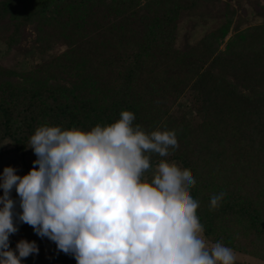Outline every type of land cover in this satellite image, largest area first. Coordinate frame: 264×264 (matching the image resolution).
<instances>
[{
  "label": "trees",
  "instance_id": "obj_1",
  "mask_svg": "<svg viewBox=\"0 0 264 264\" xmlns=\"http://www.w3.org/2000/svg\"><path fill=\"white\" fill-rule=\"evenodd\" d=\"M195 1L1 0L0 21L12 27L7 52L23 42L21 29L32 22L43 31L40 53L57 44L64 51L33 70L0 65V173L11 166L25 175L22 160L34 154L29 138L37 127L88 131L128 110L145 132L175 131L178 147L165 157L150 154L147 172L160 160L190 172L206 243L219 241L264 261V24L227 38L234 15L227 4L225 21L180 54L174 21ZM85 19L95 23L87 32L80 28ZM221 191L226 195L211 208L210 197ZM11 197L18 231L9 236V247L15 250L25 239L39 249L21 264H77L71 253L19 222L15 188Z\"/></svg>",
  "mask_w": 264,
  "mask_h": 264
},
{
  "label": "clouds",
  "instance_id": "obj_2",
  "mask_svg": "<svg viewBox=\"0 0 264 264\" xmlns=\"http://www.w3.org/2000/svg\"><path fill=\"white\" fill-rule=\"evenodd\" d=\"M134 120L123 110L115 122L88 131L35 129L29 138L34 167L23 176L11 166L0 173V264H21L39 251L25 239L9 247L18 231L13 188L19 222L77 264H235L231 248L206 243L188 170L160 160L145 178L150 154L165 157L178 147L175 131L145 132ZM225 195H212L210 207Z\"/></svg>",
  "mask_w": 264,
  "mask_h": 264
},
{
  "label": "rangeland",
  "instance_id": "obj_3",
  "mask_svg": "<svg viewBox=\"0 0 264 264\" xmlns=\"http://www.w3.org/2000/svg\"><path fill=\"white\" fill-rule=\"evenodd\" d=\"M193 1L195 0H189L190 4L193 3ZM227 4H231V8L234 10L227 38L242 32L248 27L264 24V0H244L240 4L237 0L195 1L194 6H189L187 10H181L176 21H174L172 34L175 40L174 46L178 53H186L192 46H195L202 36L224 22L225 5ZM16 5L19 6L21 4L18 2ZM139 7V11L142 13L143 8L141 7H144V1H141ZM95 21L98 22L96 19ZM80 23L83 24L80 28L84 32L93 29L95 26V23L86 19L84 21L81 20ZM21 30L24 37L23 42L20 43L18 47H13L7 52L6 41L11 36L12 27L10 23L7 24V22L0 21L1 66L5 68H12L17 71L24 69L25 71L29 69L33 70L34 68L46 63L52 57H57L63 53L64 48L61 44L51 47L50 50L45 51L43 54L39 52V50H43V48L40 46L38 38L43 31L39 28V24L36 22H32V24ZM220 49H224V44L220 47ZM5 146V149L8 150L9 156H11L14 161L17 160L18 157L14 156L12 145L7 142ZM36 159L37 157L35 154L24 157L22 163L24 167L28 168L25 175L31 168L34 167L32 162ZM8 163L9 159L4 158L1 165L6 166ZM21 171H23V169H17L16 173L18 176H21L18 174V172ZM153 172L151 173L146 171L145 178L150 180ZM233 252L235 261L241 264H264V261L241 255L235 251Z\"/></svg>",
  "mask_w": 264,
  "mask_h": 264
}]
</instances>
